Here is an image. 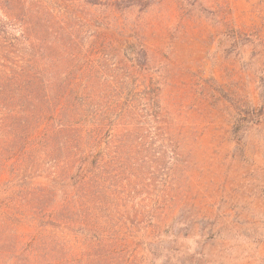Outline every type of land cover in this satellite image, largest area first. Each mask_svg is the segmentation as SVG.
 Returning <instances> with one entry per match:
<instances>
[{"label": "rangeland", "instance_id": "obj_1", "mask_svg": "<svg viewBox=\"0 0 264 264\" xmlns=\"http://www.w3.org/2000/svg\"><path fill=\"white\" fill-rule=\"evenodd\" d=\"M0 232L63 264H264V0H0Z\"/></svg>", "mask_w": 264, "mask_h": 264}, {"label": "trees", "instance_id": "obj_2", "mask_svg": "<svg viewBox=\"0 0 264 264\" xmlns=\"http://www.w3.org/2000/svg\"><path fill=\"white\" fill-rule=\"evenodd\" d=\"M25 81L24 83H34L35 81H39L38 76H24ZM13 83L18 82L22 79L16 76H12V78L9 79ZM64 95L60 96V98H56L58 103L55 102L56 100L48 101V108L50 111L51 109L59 107L62 103ZM42 119L49 120V119H55V115L49 116L48 114H44L42 116ZM70 123V121H69ZM69 128L72 126L70 124H65ZM31 140V137H27V143ZM20 156L18 152H15L11 158H17ZM10 158V159H11ZM78 162H81V159H79ZM84 177V176H83ZM83 177L80 178L79 182L82 181ZM46 194L40 193L39 198L37 199L39 201L38 206L35 207V214L36 216L41 217V223L42 224H54L53 222L56 220L62 221V218L59 214H55L54 212H48L46 207ZM12 204H14L13 198L10 200L9 204H7V207H12ZM24 205L28 206V204H20L15 202L16 209L25 207ZM18 233V231L16 232ZM11 238V240L8 238ZM52 245L48 244L46 241H44L38 234L30 235L29 240L27 242H22V238L19 237L18 234H4L0 232V260L1 259H11L12 261L8 264H16L15 261L21 262L22 264H63V261L60 258H55V250L51 247ZM33 255L35 259H38L39 261H31L30 257Z\"/></svg>", "mask_w": 264, "mask_h": 264}]
</instances>
